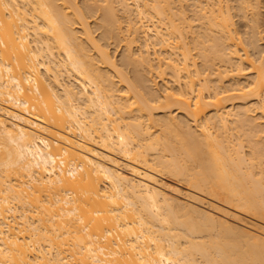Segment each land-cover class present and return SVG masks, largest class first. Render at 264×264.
<instances>
[{
  "label": "bare ground",
  "instance_id": "6f19581e",
  "mask_svg": "<svg viewBox=\"0 0 264 264\" xmlns=\"http://www.w3.org/2000/svg\"><path fill=\"white\" fill-rule=\"evenodd\" d=\"M0 264H264V0H0Z\"/></svg>",
  "mask_w": 264,
  "mask_h": 264
},
{
  "label": "rangeland",
  "instance_id": "374dc122",
  "mask_svg": "<svg viewBox=\"0 0 264 264\" xmlns=\"http://www.w3.org/2000/svg\"><path fill=\"white\" fill-rule=\"evenodd\" d=\"M96 32H97V31H96ZM95 34H96V33H95ZM110 48L113 49L114 47L110 46ZM115 49H116V48H115ZM118 50H119V48H117V51H118ZM156 81H157V82H156ZM155 82H156V85H158V83H161L159 80H156V79H155ZM158 86L160 87V85H158Z\"/></svg>",
  "mask_w": 264,
  "mask_h": 264
}]
</instances>
